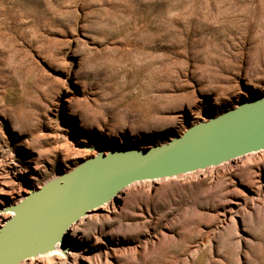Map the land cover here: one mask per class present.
Here are the masks:
<instances>
[{
	"label": "rangeland",
	"instance_id": "374dc122",
	"mask_svg": "<svg viewBox=\"0 0 264 264\" xmlns=\"http://www.w3.org/2000/svg\"><path fill=\"white\" fill-rule=\"evenodd\" d=\"M263 94L264 0H0V226L95 144L150 147ZM119 196L24 264H264V150Z\"/></svg>",
	"mask_w": 264,
	"mask_h": 264
},
{
	"label": "water",
	"instance_id": "95a60500",
	"mask_svg": "<svg viewBox=\"0 0 264 264\" xmlns=\"http://www.w3.org/2000/svg\"><path fill=\"white\" fill-rule=\"evenodd\" d=\"M89 149L93 156L6 207L14 216L0 227V264H20L58 244L63 248L73 224L136 182L171 178L264 150V94L204 116L166 142Z\"/></svg>",
	"mask_w": 264,
	"mask_h": 264
},
{
	"label": "bare ground",
	"instance_id": "6f19581e",
	"mask_svg": "<svg viewBox=\"0 0 264 264\" xmlns=\"http://www.w3.org/2000/svg\"><path fill=\"white\" fill-rule=\"evenodd\" d=\"M71 169H73V168H71ZM70 169V170H71ZM70 170H68V171H70ZM58 175H56V176H54V177H57ZM53 177V178H54ZM52 179V178H51ZM49 181V180H48ZM48 181H46V182H48ZM45 182V183H46ZM45 183H43L42 185H44ZM41 185V186H42ZM40 186V187H41ZM39 187V188H40ZM27 192H29V191H27ZM121 192H119L118 194H117V196H116V199L118 198V197H120L119 196V194H120ZM23 198V197H22ZM22 198L21 199H19L16 203H18L19 201H21L22 200ZM112 201V200H111ZM111 201H109L108 203H110ZM15 203V204H16ZM108 203H106V204H108ZM106 204H104V205H106ZM104 205H101V206H98V207H94L92 210H91V212L90 213H92V212H94V211H98V210H100V209H103L104 207H106V206H104ZM2 214H9V218H11V217H13L14 216V213L12 212V211H8V212H3ZM89 216H91V214H88V215H86L85 217L86 218H88ZM85 217H83V218H85ZM83 218H81L80 220H79V222H76L75 224H73L71 227H70V229L68 230V232L67 233H69L72 237H74L75 235H76V232L78 231V227H79V224L81 223V221H83ZM85 218V219H86ZM7 220V219H6ZM4 223V222H3ZM3 225V224H2ZM1 225V226H2ZM0 226V227H1ZM59 251H60V245L58 244L57 246H56V249L55 250H53V251H51V252H49V253H47V254H45V255H43V256H37V257H35V258H29V259H27V260H24V261H22L20 264H24L26 261H28V260H30V259H32V260H36L37 258H41V257H52V256H55L56 257V255H59Z\"/></svg>",
	"mask_w": 264,
	"mask_h": 264
}]
</instances>
